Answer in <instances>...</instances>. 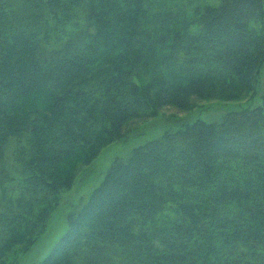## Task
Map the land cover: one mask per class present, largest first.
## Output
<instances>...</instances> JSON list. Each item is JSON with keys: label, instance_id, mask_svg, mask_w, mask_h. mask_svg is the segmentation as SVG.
I'll return each instance as SVG.
<instances>
[{"label": "trees", "instance_id": "16d2710c", "mask_svg": "<svg viewBox=\"0 0 264 264\" xmlns=\"http://www.w3.org/2000/svg\"><path fill=\"white\" fill-rule=\"evenodd\" d=\"M263 67L264 0H0V264L129 120L239 98ZM262 97L116 158L38 264H264Z\"/></svg>", "mask_w": 264, "mask_h": 264}, {"label": "rangeland", "instance_id": "374dc122", "mask_svg": "<svg viewBox=\"0 0 264 264\" xmlns=\"http://www.w3.org/2000/svg\"><path fill=\"white\" fill-rule=\"evenodd\" d=\"M210 1L212 0H154V6L156 9L164 6L185 8L189 13H195L199 6ZM219 1L216 0L217 3ZM263 94L264 67L256 89L243 91L239 98L232 99L229 96L199 98L195 96L189 99V103L192 105L189 109L171 104L159 108L156 115L129 120L124 127L122 139L104 146L91 162L79 164L72 186L62 193L60 204L50 216L46 231L36 245L22 256L18 264H38L52 250L68 229V213L79 209L87 200L116 158H127L134 147L147 139L162 135L170 127L176 129L185 121H193L198 117L206 120H219L229 110L258 106L262 103ZM8 154H10V148H8ZM0 201L2 202L1 197ZM5 256L6 254L3 255L2 260ZM10 257L11 254H9L7 262L10 261Z\"/></svg>", "mask_w": 264, "mask_h": 264}]
</instances>
